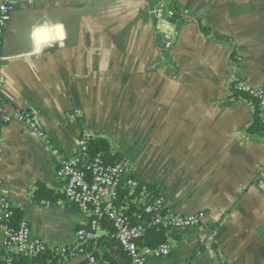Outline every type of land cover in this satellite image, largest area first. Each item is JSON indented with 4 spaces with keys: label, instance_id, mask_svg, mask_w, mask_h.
<instances>
[{
    "label": "crops",
    "instance_id": "1",
    "mask_svg": "<svg viewBox=\"0 0 264 264\" xmlns=\"http://www.w3.org/2000/svg\"><path fill=\"white\" fill-rule=\"evenodd\" d=\"M160 5L179 12L160 17ZM164 33L177 34L170 49ZM1 66L7 111H33L62 154L105 137L166 208L203 213L148 264H264V137L249 136L254 108L233 96L264 88V0H16ZM1 136L3 194L32 236L81 246L91 214L66 199L59 158L18 121ZM114 237L99 230L96 251ZM5 239L0 228V264L18 254Z\"/></svg>",
    "mask_w": 264,
    "mask_h": 264
},
{
    "label": "built area",
    "instance_id": "2",
    "mask_svg": "<svg viewBox=\"0 0 264 264\" xmlns=\"http://www.w3.org/2000/svg\"><path fill=\"white\" fill-rule=\"evenodd\" d=\"M16 0H0V155L3 146L1 136L2 127L12 121L20 122L25 129L30 130L45 141V148L59 158L57 174L65 180L66 199L82 211L91 214L89 227L78 230L79 241L94 239L101 230L104 220L110 222L115 230L114 236L119 245L131 258L132 264H148L149 256H167L171 253L169 243H163L156 248L142 247L139 241L145 234L146 224L132 223L126 215V207L117 203L119 191L123 187L132 190L140 185L138 179L127 176L129 168L128 158H123L115 163H107L101 157H91L88 153V140L85 137L72 156H65L54 147L35 119L33 111L15 109L7 111L3 102L4 75L2 73L1 59L4 45V35L9 24ZM155 12L162 17L167 14L174 16V9H167L160 5ZM164 47L170 49L177 40L176 33H164ZM162 59L165 60L164 57ZM152 68L155 66L152 65ZM235 88L249 93L257 99L264 113V88L252 87L246 84H236ZM139 201L143 202L144 212L153 214L148 225H162L170 229L179 230L187 227L198 226L204 219L203 213L184 215L175 213L166 208L163 196L151 197L144 192L140 193ZM12 204L3 194V183L0 178V228L5 232V244L15 249L17 253L25 255L41 254L49 247L46 242L31 234L27 221L22 220L17 228L11 227L8 222L12 214ZM56 252L63 256L64 263L68 259L82 256L74 252L75 247L58 245ZM82 251V249H81ZM81 253V252H80ZM85 264H95L96 259L89 254ZM63 263V264H64ZM6 264H12L11 259Z\"/></svg>",
    "mask_w": 264,
    "mask_h": 264
},
{
    "label": "trees",
    "instance_id": "3",
    "mask_svg": "<svg viewBox=\"0 0 264 264\" xmlns=\"http://www.w3.org/2000/svg\"><path fill=\"white\" fill-rule=\"evenodd\" d=\"M175 14H178V10L174 8ZM236 85V84H235ZM233 88V96L236 99H243L251 103L254 108V121L253 124L248 128V134L252 138L264 137V120L262 118V110L260 108L259 102L257 99L252 97L249 93L238 90L237 88ZM88 153L91 157H101L107 163H115L119 160H122L124 157L117 151L113 150L111 142L102 136L96 135L94 137H90L88 140ZM144 192L151 197L162 196L159 193V190L156 186L150 184H142L135 188L134 190L123 187L119 191V196L117 199V203L121 206L126 207V215L132 223L142 222L146 224L145 234L142 239L139 241V245L142 247H151L156 248L163 243H168L170 237L173 235L174 230L169 227L162 225H148L150 220L154 217L153 214L144 212L143 202L139 201L140 193ZM46 194V188L39 185L35 190V196L38 198L40 194ZM48 193V191H47ZM22 212L19 208L12 206V214L10 216V220L8 224L11 227L17 228L22 221ZM102 227L107 228L111 234L115 233V230L112 224L106 220L102 222ZM81 246L76 248L74 252L76 254H82L86 256V254H91L95 257V259H102L107 264H117V261L111 254V248L113 246H118V251H120L123 255V261L121 264H132L131 258L129 255L123 251L121 246L119 245L117 239H106L103 238L101 242V246L103 248V253L100 254L95 249V239H88L86 241H80ZM82 249V251H81ZM81 252V253H80ZM76 258V257H75ZM74 259V258H73ZM69 261L64 263V258L62 255L56 252V249H47V251L38 254V255H25L18 253L16 256L14 255L11 258L12 264H67L72 259L69 258ZM87 259L81 260L78 264L87 263ZM8 262V260H7ZM6 262V263H7Z\"/></svg>",
    "mask_w": 264,
    "mask_h": 264
},
{
    "label": "water",
    "instance_id": "4",
    "mask_svg": "<svg viewBox=\"0 0 264 264\" xmlns=\"http://www.w3.org/2000/svg\"><path fill=\"white\" fill-rule=\"evenodd\" d=\"M86 256L82 255V256H78L74 259H72L70 262H68L67 264H78L81 260L85 259Z\"/></svg>",
    "mask_w": 264,
    "mask_h": 264
}]
</instances>
